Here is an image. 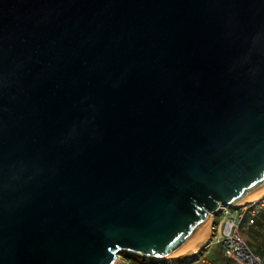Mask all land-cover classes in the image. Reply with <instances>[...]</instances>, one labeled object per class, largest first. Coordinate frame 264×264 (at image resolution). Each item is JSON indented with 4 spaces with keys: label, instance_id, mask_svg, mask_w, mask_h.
Here are the masks:
<instances>
[{
    "label": "water",
    "instance_id": "water-1",
    "mask_svg": "<svg viewBox=\"0 0 264 264\" xmlns=\"http://www.w3.org/2000/svg\"><path fill=\"white\" fill-rule=\"evenodd\" d=\"M264 190V0H0V264L166 259Z\"/></svg>",
    "mask_w": 264,
    "mask_h": 264
},
{
    "label": "built area",
    "instance_id": "built-area-1",
    "mask_svg": "<svg viewBox=\"0 0 264 264\" xmlns=\"http://www.w3.org/2000/svg\"><path fill=\"white\" fill-rule=\"evenodd\" d=\"M223 215L225 227L224 238L218 241L224 249V256L235 258L244 264H263L262 256L253 253L246 241L240 235V227L255 225L256 220L264 215V195L254 201H247L237 207H221L219 210ZM264 227V223H263ZM212 239V238H211ZM210 239V241H211ZM208 241L204 248L209 247ZM204 249L194 250L201 264H214L213 261L203 256Z\"/></svg>",
    "mask_w": 264,
    "mask_h": 264
},
{
    "label": "rangeland",
    "instance_id": "rangeland-1",
    "mask_svg": "<svg viewBox=\"0 0 264 264\" xmlns=\"http://www.w3.org/2000/svg\"><path fill=\"white\" fill-rule=\"evenodd\" d=\"M208 215L210 216L208 234L205 238L198 240V242H196L193 249H188L185 252L173 255L171 258H166V259L151 258L149 256H143V257L147 260L148 259L170 260L172 258L182 257L180 260H174L171 263V264H178L179 261H182V262L185 261L184 257H190L191 253L194 252V250L204 249L203 256L207 257L208 259L217 260L218 258L216 256L224 255V249L221 244H218V241L224 238L223 231H224L225 223H224L223 215L219 211H217L214 215L212 214H208ZM239 232L242 238L246 240L247 245L252 250V252L262 256V263L264 264V229L259 228L258 229L259 234L255 235L252 232L251 228L249 229L245 226L244 227L241 226ZM208 241H210L209 247L204 248ZM125 252L135 254V255H140L137 253L124 250L120 254L116 255L115 260L113 261L112 264H126L127 258L125 257V254H123ZM229 264H244V263L240 260H236L233 258V259H230Z\"/></svg>",
    "mask_w": 264,
    "mask_h": 264
},
{
    "label": "trees",
    "instance_id": "trees-1",
    "mask_svg": "<svg viewBox=\"0 0 264 264\" xmlns=\"http://www.w3.org/2000/svg\"><path fill=\"white\" fill-rule=\"evenodd\" d=\"M256 224V223H255ZM258 224V223H257ZM252 229V232L255 235H258L259 232L254 230L252 227H249V229ZM125 254L126 264H171L174 260H180L182 257H176L172 258L170 260H159V259H145L141 255H135L131 253H123ZM185 261H179L178 264H201L197 259V254L192 252L190 257H184Z\"/></svg>",
    "mask_w": 264,
    "mask_h": 264
},
{
    "label": "crops",
    "instance_id": "crops-1",
    "mask_svg": "<svg viewBox=\"0 0 264 264\" xmlns=\"http://www.w3.org/2000/svg\"><path fill=\"white\" fill-rule=\"evenodd\" d=\"M213 219V218H212ZM256 224L255 225H251V226H245V227H247V228H249V227H252L254 230H256V231H258V229L259 228H262V229H264V227H263V223H264V215H262L261 217H259L257 220H256V222H255ZM258 223V224H257ZM246 241V240H245ZM247 243V242H246ZM249 247V246H248ZM251 250V249H250ZM252 251V250H251ZM254 253V252H253ZM258 255V254H257ZM218 259L216 260V259H209V260H211V261H213L214 262V264H229V261H230V259H233V258H227V257H225L224 255H222V256H220V255H218V256H216ZM235 259V258H234Z\"/></svg>",
    "mask_w": 264,
    "mask_h": 264
},
{
    "label": "bare ground",
    "instance_id": "bare-ground-1",
    "mask_svg": "<svg viewBox=\"0 0 264 264\" xmlns=\"http://www.w3.org/2000/svg\"><path fill=\"white\" fill-rule=\"evenodd\" d=\"M262 195H264V190H262V191L259 192L257 195H255L254 197H252L251 199H249V200H247V201H254V200L260 198ZM209 220H210V219H209ZM207 234H208V230L203 234V236H202L199 240L205 238V237L207 236ZM197 242H198V241H197ZM195 244H196V243H194V244H193L192 246H190L188 249H193L194 246H195ZM188 249H186L185 251H187ZM185 251H184V252H185Z\"/></svg>",
    "mask_w": 264,
    "mask_h": 264
}]
</instances>
